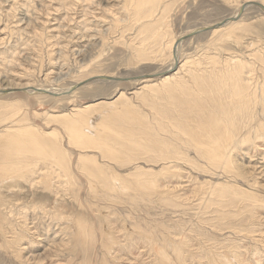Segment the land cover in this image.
I'll use <instances>...</instances> for the list:
<instances>
[{
	"label": "rangeland",
	"instance_id": "rangeland-1",
	"mask_svg": "<svg viewBox=\"0 0 264 264\" xmlns=\"http://www.w3.org/2000/svg\"><path fill=\"white\" fill-rule=\"evenodd\" d=\"M242 2L243 0H163L168 8L165 14L167 29L162 31L160 43L150 46L147 59L137 61L136 46L133 45L140 40L139 26L132 22L134 13L138 12L130 5L129 0H0V90H5L0 95V117L3 116L0 120V135L4 126L15 118H25L29 125L39 128L43 123L42 119L49 112H69L68 109H79L99 102L101 106L94 108L91 115L94 116L93 122H97L100 118L98 112L108 110L105 104L111 102L121 91L134 107L145 112L146 108L140 105L134 95L142 91L144 83L140 84V81L149 79L153 74H158L154 78L160 77L172 63L167 47L169 41L181 38L187 32L212 27L232 18ZM241 15L236 22L238 27L231 34L228 30L220 33L219 37L213 32L200 33L179 43L177 62L182 66L178 76L180 79L191 80L188 72L195 66L197 71L207 74L204 71L211 69L213 60L217 63L212 65L217 69L221 67L220 70H225L234 61L244 63V77L247 80L249 78L251 84L262 79L260 55H264V13L258 7L249 6ZM224 36H228L227 40ZM93 76H110L121 81H93L86 84L89 87L85 85L79 91L74 90V94L66 96V99L40 95L29 97L16 90L22 84H31L32 87L37 85L47 90H63ZM153 82L146 85L153 86L157 79ZM226 95L228 96L225 94V97ZM7 107L17 109L18 115L12 117V111H7ZM188 117L191 118V115ZM256 117L264 124V113L260 106ZM49 126L55 128L52 123ZM186 128L192 129V122ZM180 136L182 138L183 135ZM180 136L177 143L179 146L183 145V154L188 152L187 157L183 155L187 159L183 162L171 160L173 162L152 163L146 154L141 153L138 159L133 158L137 161L122 166L104 159L95 150V160L106 171L110 169L111 173L112 168L122 177L131 174L127 176L128 180H141L142 177L146 183L157 184L158 190L167 191L168 194L164 196L168 195L166 199L173 202L167 204L161 199V194L151 195L144 190L146 195L142 193L141 196L137 192L135 195L131 188L127 193L113 190L109 196L99 188L91 191L86 173L77 166L78 148L74 147L73 141L61 138L58 132L61 146L67 152L68 160L70 159L69 176H73V187L69 183L60 185L62 179L57 176L60 170L58 173V169L53 168L56 173L51 175V186L62 190L51 198L43 186V183L48 186V180L41 177L44 170H41L43 167L40 164L37 173L39 176L36 175L31 182L28 179L30 177L15 183L7 179L0 186L2 196L15 202L13 211L17 213L20 210L26 218L31 245L25 238L19 246L22 248V256L28 258L25 264H223L222 261L225 264H264V136L261 135L253 145L243 146L231 154L232 162L235 163L231 165L235 168L240 166L237 167L240 172L234 177L233 172L228 173L221 167V170L219 167L210 168L204 162L205 159L198 158L192 147L186 145V137L181 140ZM4 145V141L0 140V150ZM194 165L209 168L203 167L201 170L202 167L196 168ZM201 171L204 172L200 173ZM150 172L151 174H146ZM219 182L224 185L233 184L244 192L252 189L249 195L256 194L254 197L257 202L239 200V203H234L237 207L227 204L221 211L217 206L207 209L204 190ZM9 185L10 192L7 189ZM241 197L242 195L238 196ZM242 204L246 205H243L245 211L243 208L239 209ZM54 206L60 216L66 218V223L51 219L42 212V208L50 209ZM215 210L230 215L219 221V214ZM75 217H82V224L84 223L85 233L78 236L72 234L71 229L74 224L72 219ZM17 222L12 220L13 224ZM219 222H223L224 226ZM11 226L18 234V227ZM9 228L8 225L7 240L12 237V229L10 231ZM13 236L16 237L14 234ZM165 240H169L170 244ZM164 243L167 248L163 246ZM6 248L9 247H6L5 240L0 236V264L24 263L16 261L14 253ZM207 252L210 253L209 256ZM162 253L168 263L164 258L160 261L159 254ZM178 257L182 260L176 263L180 260Z\"/></svg>",
	"mask_w": 264,
	"mask_h": 264
},
{
	"label": "bare ground",
	"instance_id": "bare-ground-1",
	"mask_svg": "<svg viewBox=\"0 0 264 264\" xmlns=\"http://www.w3.org/2000/svg\"><path fill=\"white\" fill-rule=\"evenodd\" d=\"M129 1H130V5L133 8H135L136 11L138 12V14L134 13L133 16L134 21L132 22L136 25L138 24L139 26L138 33L140 35V38L138 37L140 40L137 43L134 42L135 45H133L136 46L135 47V51L137 53L136 60L137 61L146 60L149 49L151 48L150 46L159 44L161 40V36L163 35L162 31L167 29L168 21L165 20L166 19L165 14L168 9L167 4L164 5L163 0H129ZM121 3L123 4V2ZM252 4L255 5L259 4L258 8H260L261 11L264 13V0H260V1L257 0L255 2L249 0H243L241 5L238 7L237 11L235 12L234 16L230 18L229 21H227L228 23L226 25L220 26L218 28H214V26L220 24L221 23L220 22L215 25H212V27L210 26L207 28L211 29L210 30L211 33L213 32L218 34V37L220 33H223L225 31L226 32L230 31L231 34L238 27V24L236 22L239 21L237 19L242 16L241 15L242 13L239 14L241 10L244 8L242 10L243 12L245 8L252 6ZM255 30L257 29L255 28ZM242 31L244 32V30ZM192 33H194V31L187 32L185 35H182L181 38H177V39L175 38L176 40L169 41L167 47L172 56V60H171L172 63L170 64L168 69L160 77L154 78V76H158V74H153L152 77H148L149 79L140 81L139 82L140 84L144 83V86H141L142 91L139 93L133 92L135 93V95L134 94L132 95H134V97L136 96L140 105L146 108L145 112L140 108L134 107L132 103H130V101L126 98V94L121 91L117 93V95L113 98L111 102L105 104V108H108V110L104 109L98 112V115L99 113L100 115L97 116L100 118H98L97 122H93L92 119L94 116L91 115L92 112L94 111V108L101 106L98 104L99 102L94 103V105L89 104L86 106H82L79 109L77 108L74 109L75 108L74 107L68 109L69 112L67 111L63 113L49 112L45 115L46 117L42 119L43 123L40 125L41 127L39 128L29 125L28 122H26L28 120H26L25 118H21L19 120L18 118H15L10 122L9 125H5L4 126L5 128L0 135V140H3L5 143L3 148H1L0 150V160H1L0 186L4 182H6L7 179H8L7 181L9 182L15 183V181L18 182L17 180L20 181L23 180V178L27 179L26 177H30L28 179H31L29 181L31 182L33 178L36 177V175L39 176V174L37 173L39 172L38 164H40L43 167L41 168V170H44V172L41 174V177L46 178L48 180V186L46 185V183H43V186L45 187L44 188L45 191L49 196H51V198L53 195L59 193V190H62V188L59 187L52 188L51 186V177H52L51 175H53L52 173H56L53 171V168L54 169L57 168L58 173L60 170L59 175H57L59 176V178L62 179V180L60 179L61 180V183H59L60 185L62 183L63 184L69 183L73 187L72 185L73 180L71 179L73 176L72 175L69 176L70 159L68 160V156L66 155L67 152L61 146L62 142L58 137V132L59 135H61V138L63 139L66 138L70 141H73L75 143L74 147L76 149L78 148L77 149L78 152L76 154L77 166L79 167V170H82L83 172L86 173L87 175L86 179L88 181V186H89L88 188L94 191H96V189L99 188V190L103 191V194H106V196L112 193L113 190L119 191L121 193L122 192L127 193L129 188H131L135 195L136 192L140 193L137 194L139 196L143 194L146 195L145 193L148 191L149 193L147 192V194H151V195L161 194V199L163 200L164 203L167 204H169V202L173 203L172 201H168L166 199L168 195L166 197L164 196V194H168V192L165 190L164 191L158 190L159 187L154 182L147 181L148 183H146L142 177L141 180H139L140 178H134L133 180H128L127 176H131V174L126 175V177H122L121 175L117 174L112 168H111L112 170L111 173H110V169L108 171L103 169V166H101L95 160L96 159L95 153H97L95 150H98L104 159H107L109 161L112 160L115 163L121 164L122 166L136 160L133 159L135 157L139 158L141 153L146 154V156L150 158V159L148 158L150 160L149 162L152 163H156L159 161L169 162L171 160H174L175 162L176 161L183 162L187 160L186 158L183 157V155L185 154L186 156L188 152L183 154L182 152L183 145L179 146L177 143L178 136L180 135H183L182 138L186 137L184 139L187 140L189 143V145L188 143L186 145L192 147L194 154L198 158L205 159L204 162H207L206 164L210 168L219 167L220 169L221 167L228 173L233 172L234 173L233 177L234 175L238 174V172H240L239 171L240 168L239 169L237 168L239 165H237L236 168L233 165H231V163H234L232 162L233 158L231 154L243 146L253 145L255 141L259 140L262 136H264V124L260 122L256 117L257 109L259 106L261 108V112L264 113V55H260V57L262 58L261 71L263 77L259 81H255L253 84L250 83L249 78L247 80L244 77V71H245L244 63L235 62L234 60H232L234 61L232 65L228 64L229 66L227 68L226 67L224 68L225 70L223 69L220 70L221 67L217 69V67L214 66L216 65L217 61L213 60L212 64L214 65L212 64L210 65L211 69H208L209 71H204L207 74H204L199 70L197 71L195 69L196 68L195 66V68L190 69L188 72V75L190 76L191 80H185L183 78L180 79L178 76L180 70L182 69V66L180 67L179 62H177V60H179L178 46L179 43H181L179 41L184 36ZM246 34L249 35V33ZM227 37L228 36L225 37L226 40ZM231 39L232 38H230V40ZM256 58L258 57L256 56ZM93 77H101V76H93ZM93 77L86 79L89 80L92 79ZM86 79L83 80L82 82L87 81ZM156 79L157 82H159V84L155 82ZM80 82L81 81H79L78 83ZM152 82L154 83L152 84L153 86L146 85L147 83L150 84ZM22 85H19L20 87L19 88L17 87L18 89L16 90L17 91L20 90L21 93L23 92L29 97L30 96L33 97L34 95L35 96L40 95V96L63 98V99H66V96L71 97V95L74 94V92L80 88L79 87L75 91H70L72 87L63 90H52V88L47 90L44 88H39L37 85H36L37 87L36 86L32 87L31 84L30 86H26L27 84L23 86ZM144 89H146V91ZM3 91L0 90V95H2ZM225 94H228V96L226 95L225 97ZM6 109L9 112L12 111V117L18 115L17 109L14 110L13 107L12 108L7 107ZM188 115L189 116L191 115V118H189ZM2 117L3 116L0 117V120L2 119ZM191 122H192V129L186 128ZM51 123L52 126H54L55 128H51V126H49L51 125ZM186 151L184 150V152ZM87 152H90L92 155L91 154L87 155L88 154ZM194 166L196 168L202 167V165L201 166L194 165ZM203 167L200 169L202 170L204 168H209L207 166L204 168ZM167 168H170V166ZM162 170L164 171V166ZM160 172L159 174L161 175L162 172L161 173ZM203 172L201 171L200 173ZM141 173L138 174L140 175ZM157 173L158 172H156V174ZM167 173L169 174V172ZM206 173H208V171ZM146 174H151V172ZM155 175H153V177ZM150 176L151 175H149V177ZM149 177L145 180H148ZM237 177L234 179L236 180ZM242 178L244 177L242 176ZM258 185L259 184H257V186ZM10 188H11L10 185L7 186V189H9L8 192H10L11 190ZM238 189L233 184L230 185L227 183V185H224V184H220V182L215 185L213 184L212 187L204 190V195H207V197L204 198L206 200L205 201L206 208L209 209L211 206H217V209L221 211V209L223 210V208L227 204H232V206L237 207V205H235L234 203L238 202L239 200L253 201V203H255L256 198L254 196L256 194L254 193L255 195L253 194L249 195L251 194L252 189L251 190L248 189L250 190L249 192H247L246 190H245L246 192L240 191V189L239 190ZM143 190L145 191V193H143ZM239 195L240 196L242 195V197L238 198ZM5 197L2 196L1 187H0V234H1L0 236L3 240H5L6 247H9L8 249L12 253H14V257L16 261H19L21 263L24 262L23 264H25L28 261V258L22 256L21 254L22 248L19 246L25 238H26V242L31 245L30 243L31 239H29L30 232H28L26 218L24 217L23 213L21 214L19 212L20 210L17 213L14 212L13 208L15 202L13 200L8 201L7 199H5ZM116 202L117 201H115V203ZM243 205L244 204L241 205L242 207L239 206L240 207L239 209L243 208ZM45 208H42V212L48 215L51 219L54 220L56 219L57 221L61 220L65 222L66 218H64V216L62 215L60 216L59 212L55 209V206L50 209H45ZM56 208L62 209L63 207H56ZM243 211H245L244 208ZM246 212H248V209ZM216 213L219 214L218 215L219 221L225 219L226 216L230 215L229 213L225 214L222 212L220 213L219 211H216ZM248 215H250V213ZM250 216H252V214ZM61 217L64 219H62ZM81 219L77 217L72 219V221H74V224L72 223L73 225L71 226V229L73 230L72 234L78 236V234H82L84 232V228H83L84 223L82 224ZM12 220L18 221L17 224H13ZM218 224L224 226L223 222H219ZM8 225L10 226L11 229L13 228L11 225L15 227L17 226L19 229L18 234L17 232L14 231V229H12L13 233L11 232L10 234L12 235V237L10 236L11 238L10 240L6 239L7 238L6 228ZM13 234L16 235V237H14ZM165 241L168 242V244H170L169 240H165ZM163 242L164 241L162 240V243ZM158 243L160 244V242ZM163 246H165V243ZM165 248L167 247L165 246ZM176 250L177 248L175 249V251ZM163 253L159 254V256L162 257L159 258L160 261H162L161 259L164 258ZM207 254L206 255L209 256L210 253L207 252ZM211 255L214 256L213 253ZM179 259L180 260L177 261L176 263H179L182 260L181 258ZM212 259H214V257ZM165 261L167 262V260ZM214 262H216V260ZM161 263L162 262H159L158 264ZM222 263L225 264L223 261Z\"/></svg>",
	"mask_w": 264,
	"mask_h": 264
},
{
	"label": "water",
	"instance_id": "water-1",
	"mask_svg": "<svg viewBox=\"0 0 264 264\" xmlns=\"http://www.w3.org/2000/svg\"><path fill=\"white\" fill-rule=\"evenodd\" d=\"M252 6H257V7H259V4H252ZM244 9V8H243ZM242 9V10H243ZM242 10H241V12L239 13V14H241L242 13ZM230 20V18L229 19H227V20H225V21H223V22H221L220 24H218V25H215L214 26V28H218V27H220V26H224V25H226L228 22L227 21H229ZM210 28H201V29H198L196 32H194V33H192V34H188V35H186V36H184L179 42H182V40H184V39H188V38H191V37H194V36H197V34H199L200 32L201 33H206V32H210ZM160 75V74H159ZM93 81H101V82H108V81H110V82H112V81H120V79H114V78H111V77H93L92 79H89V80H87V81H84V82H80V83H78L77 85H75V86H73L71 89H70V91H74V90H77L79 87H82V86H84V85H86V84H89V83H92ZM39 92H41V91H39ZM3 93H5V91H3L2 92V94Z\"/></svg>",
	"mask_w": 264,
	"mask_h": 264
}]
</instances>
